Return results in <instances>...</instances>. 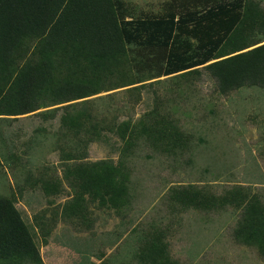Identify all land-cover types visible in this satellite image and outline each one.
Wrapping results in <instances>:
<instances>
[{"label": "rangeland", "instance_id": "rangeland-1", "mask_svg": "<svg viewBox=\"0 0 264 264\" xmlns=\"http://www.w3.org/2000/svg\"><path fill=\"white\" fill-rule=\"evenodd\" d=\"M125 2L144 17L164 14L171 0ZM128 74L141 81L89 96L93 109L107 120L132 115L153 127L172 121L186 147L167 153L140 144L128 157L130 203L122 211L87 194L75 202L79 186L68 174L80 161L118 163L122 143L114 132L91 141L83 160L68 161L55 136L61 109L54 119L38 111L0 115V195L14 201L43 263L151 264L142 251L153 240L173 264H264L256 245L233 235L249 197L264 202V89L221 94L202 66L155 78Z\"/></svg>", "mask_w": 264, "mask_h": 264}, {"label": "trees", "instance_id": "trees-1", "mask_svg": "<svg viewBox=\"0 0 264 264\" xmlns=\"http://www.w3.org/2000/svg\"><path fill=\"white\" fill-rule=\"evenodd\" d=\"M198 66L221 94L264 89V7L258 0H171L164 14L144 17L125 0H0V115L38 111L54 119L61 109L55 136L68 161L83 160L104 130L121 140L118 163L80 161L69 168L79 186L75 202L87 194L122 211L130 203L127 163L135 149L142 143L167 153L186 147L172 121L153 127L132 115L107 120L88 97L141 81L129 78L132 69L155 78ZM51 186L45 190L53 192ZM233 235L264 255V202L256 193L242 207ZM152 241L143 259L173 264ZM26 263L44 264L14 201L0 195V264Z\"/></svg>", "mask_w": 264, "mask_h": 264}]
</instances>
